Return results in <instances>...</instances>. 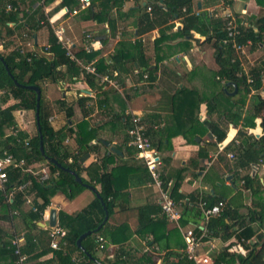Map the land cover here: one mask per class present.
<instances>
[{
	"label": "crops",
	"instance_id": "0c3cea01",
	"mask_svg": "<svg viewBox=\"0 0 264 264\" xmlns=\"http://www.w3.org/2000/svg\"><path fill=\"white\" fill-rule=\"evenodd\" d=\"M61 1L51 0L41 6L39 13L43 12L44 16L41 21L42 26L32 34H30L31 26L25 24V21L29 22V20L27 17L22 18V13L19 12L20 19L17 23L10 22L15 26L13 37L8 38L12 44L10 48L16 46L17 37L22 38L24 33L30 34L36 51L39 52L42 48L49 46L54 36L49 23V18H52L65 27L66 36L73 44L72 50L81 62L94 60L96 69L101 58L111 63L112 54L123 41L124 53L131 44L138 42L140 52L137 59L147 64L132 65L126 62L121 70L100 67L102 71H97L98 74H107L118 86L114 87L110 83L102 84L99 82V77L94 75L95 85L97 88L100 87L98 89L87 83L84 78L86 74L80 67L78 82L70 86L76 89L78 97H87L84 109L77 104L68 91H66L67 99L63 102L60 100L61 96L65 95L62 89L67 86L68 79L60 81L57 86L55 83H48L45 86V99L51 108L48 120L55 130L66 133L62 145L68 152L76 154L81 149V139L78 134L80 123L84 121L85 127L95 129L96 137L87 143V154L81 162L75 164L80 173L73 170L81 179L88 180L90 182L88 185L93 186L95 191L85 185L81 187L71 185V188L67 190L66 188L65 190L49 189L45 195L49 198L50 204L42 212L37 227L31 226L27 218L15 211L11 227L0 221V238L3 236L7 247H13L11 244L13 237L24 235L21 251L27 256L25 264L47 261L46 264H60L55 251L61 247L59 243L66 231L64 224L72 215L98 198L96 192L99 193L100 184L97 179L104 169L111 173L112 186L117 194L112 198L115 207L112 214L107 217L108 223L98 234L104 238V242L103 248L95 245L98 257L96 259L103 264H151L147 260L148 256H151L155 264H183L180 262L183 258L179 255L185 245L183 231L201 221L197 207L191 208V205H197L199 197L207 201L209 195L213 193H227L228 197L234 196L238 189H241L242 177L246 175L259 177L263 182L260 196L264 197V160L259 164H253L242 158L239 159L235 152L239 144L236 138L239 126L231 125L223 116L219 117L216 110L209 111L205 99L197 104L196 93L192 91L198 79L201 78L199 73L214 71L218 67L213 57V40H207L206 35L198 30H193L192 38L179 34L177 31L182 28V22L177 15L171 16L169 13L159 12L149 18L150 22L144 21L145 13H150L148 7L152 6V0H122L121 2L91 0V11L104 17L100 20L85 18L87 8L81 9L75 15H63L61 11L63 7H75L77 2L69 6L62 4ZM159 1L162 3L163 0ZM190 1L191 11L195 14L206 12L208 17L213 15L224 19L230 12L238 23H247L248 19H256L264 14V6L257 0ZM38 4L39 1H36L33 8ZM20 7L27 10L26 5ZM108 19L115 20L114 36L109 29ZM169 25L172 27L167 28ZM205 32L211 33V30ZM33 34L36 35V43L32 37ZM87 34L95 41L94 48L89 53L84 50ZM6 40V38L0 39V46ZM23 40L26 42L25 39ZM257 53H264V45L259 44L255 47L249 45L245 56L250 57ZM241 55L237 57L240 67L244 63ZM250 64L252 67L245 73L247 77H251L252 68L264 64V56L260 66L252 61ZM64 68L63 66L61 69L64 70ZM194 69L197 70L195 76L192 73ZM261 76L262 85L258 89L250 88L249 93L244 95L241 91L236 95V98L241 94L245 97L244 104H239L242 106L240 108L243 114L249 107L252 94H259L264 99V70ZM56 88L58 94L55 91ZM198 91L202 95L207 93L204 86H200ZM2 95H7V99L4 102L0 101V108L15 101L9 91L1 90L0 97ZM168 95H173L171 102ZM100 99L105 100L106 103L101 104ZM69 101H74L70 117H68ZM30 111L31 109H17L13 112L16 128L25 133L23 139H30L37 131L34 110V133L32 134L31 129L27 127ZM131 113L140 117L145 131L149 132L147 135L162 162L163 177L173 182L172 195L174 190L180 196L177 200L175 194L173 195L181 211L178 221H170L161 213L159 191L154 185H149L151 177L144 163L136 157L134 147L128 144L126 130ZM196 115L198 121L195 120ZM205 120L213 122L225 132V137L221 141H217L211 130L204 127ZM260 122L261 118H256L255 126L248 128V132L256 136L261 135ZM102 139L117 147L121 154L110 151L109 147L101 142ZM235 140L238 141L237 144ZM119 144H123V147L119 148L117 146ZM229 152L234 154L232 158L228 157ZM44 163L46 160L34 161L30 165L38 169ZM56 173H51L50 177L42 183L53 187L58 178ZM229 175H232L231 180L226 178ZM213 183L218 186L216 189ZM223 184L224 186H221ZM33 197V194L26 196L22 208L24 213L32 207ZM251 199L250 190L244 189L235 204H250ZM51 207L57 209V227L61 230L54 237L58 248L51 246L52 229L39 225V222L48 218ZM141 209L146 210L141 214L139 212ZM239 209L242 214L247 211L244 206ZM92 217L95 219V214ZM150 219L153 222H150ZM252 226L253 230L259 229L264 233V226L258 227L256 223ZM241 228L242 225L236 224L228 237L220 234L210 236L202 247V251L214 259V264H225L218 263L216 260L222 251L245 253L250 239L238 237ZM3 252L0 246V264H16L15 261L12 262L8 254ZM73 260L75 264H81L82 257L75 253Z\"/></svg>",
	"mask_w": 264,
	"mask_h": 264
},
{
	"label": "trees",
	"instance_id": "16d2710c",
	"mask_svg": "<svg viewBox=\"0 0 264 264\" xmlns=\"http://www.w3.org/2000/svg\"><path fill=\"white\" fill-rule=\"evenodd\" d=\"M36 1L39 0H0V39H7L0 48V90L9 91L11 96L15 99L14 102L0 108V156L2 155V150H7L16 158H24L28 164L34 161L46 160L50 172H57L58 178L54 186L49 187L46 183L37 182L30 174L23 172L18 167H7L5 169L8 180L5 184V189L3 191L0 190V221L7 223L10 227L15 217V211H18L24 218H27L31 226L37 227L42 212L50 204L49 198L45 195L47 190H65V188L67 190L71 188V185H83L82 183H78L72 174L59 169L55 164L51 163L48 158H55L62 166L75 170L79 174L80 172L75 167V164L82 161L83 157L88 152L87 143L96 137L93 127H85L84 121L82 124L80 123L78 134L81 139V149L76 154H71L68 152L67 148L62 145L66 133L55 130L48 120L51 108L44 94V88L48 83H59L64 79H68L67 86L62 89V91L65 92V95L60 98L62 102L67 99L68 92L73 95L74 100L83 109L87 100V97H78L76 89L70 86L79 80L81 73L80 65L77 64L75 60L71 59L66 54L65 50L56 43L54 36L52 37L53 39H51V44L48 47L42 48L38 53L28 51L27 55L31 57L30 61L26 59L25 55L19 53L15 47L10 48L12 44L8 38H12L15 31V26L11 25L10 22H14V24L17 23L20 19V17H18L19 12L22 13V18L27 17V20H29V22L25 21V24L31 26L30 34L35 33L42 26L41 21L44 16L43 12L39 13V11L44 3L46 4L51 0H45L44 3L39 2V4L33 8V4ZM114 1L121 2L122 0ZM257 1L264 6V0ZM76 2L77 0L61 1L62 4L69 6ZM6 4H10L12 9L6 11ZM21 5H26L28 11L21 8ZM159 12L169 13L171 16L177 15V17L181 18L182 28L177 32L182 36H189L192 38L193 30H198V32L206 35L207 40H213L214 60L218 67L214 71L198 74L201 78L198 79L197 85L192 89L194 94L196 93L195 97L197 96L196 103L198 104L205 99L209 111L216 110L219 117L223 116L231 125L239 126L236 135L239 144L235 148L236 156L239 159L242 158L253 164L262 162L264 160V99L261 98L259 94H252L249 107L243 114L240 107L244 104L245 97L241 94V96L236 98V95L241 91H243L245 95L250 92V88L258 89L262 85L261 72L264 70V64L250 70L252 82H247L246 74L240 73V62L234 49L229 43L224 44L222 42L226 37L224 24L227 18L222 19L213 15L208 17L206 12H198L195 14L191 11L190 0H163L162 3L159 0H152L151 11L149 14L145 13L144 21L147 20L150 22L151 19L149 18ZM86 13L85 18H97L99 20L104 18L101 17L100 14L91 11V6L87 8ZM108 26L111 34L114 36L116 30L115 20L108 19ZM170 27H172V25H169L167 28ZM239 29L240 34L237 35L238 42H245L249 39L251 40L252 47L258 46L259 44L264 45V14L256 19H248L247 23H239ZM206 30H211V33L205 32ZM122 44L123 41L119 44L121 46L117 47L112 54L110 58L111 63L107 62L104 58L99 60L100 63H97V71H102L101 69L108 67H110L109 70L112 68L121 70L126 62L132 65L134 63L138 65L147 64L145 61H139L137 59V55L140 52V44H138V42L131 44L129 48L125 50L126 53H124ZM7 49L9 50L7 51ZM4 63L7 64L10 73H8ZM63 66L65 67L64 70L61 69ZM192 73L195 76L197 70H192ZM84 78L91 87L96 89L100 88H97V85H95L94 75L86 74ZM15 81L23 85H37L41 90L39 123L43 135V153H41L39 149L38 131L29 139L28 146H24L22 142L25 133L18 130L17 136L20 139L19 142L16 137L10 133L11 127L16 128V121L13 114L14 110L32 109L35 111L36 106L35 91L26 87L17 86ZM227 81H233L237 84L238 89L234 96H229L223 89L224 83ZM200 86L206 87V94H200L198 91ZM227 90L232 91L233 87L228 86ZM168 98L171 102L173 95H168ZM6 99L7 95H2L0 97V101L2 102L6 101ZM100 101L103 105L106 103L105 100L103 101L100 99ZM73 102L69 101L70 114L68 117L72 114ZM256 118H261L260 126L262 128V134L259 136L248 132V128L255 126ZM195 120L198 121L197 115ZM205 126L211 130L217 141H221L225 137V132L213 122L205 120L204 127ZM145 133L148 134L149 132L146 130ZM117 146L122 148L123 144ZM81 180L85 184H90L88 180L83 178ZM26 181L29 182L25 189L18 191L17 186ZM97 181L100 184L99 194L110 216L115 207L112 198L117 194L112 186V175L110 172L103 169ZM221 186H224V184ZM241 186L237 194L231 197H228L227 193H213L209 195L206 201L208 207L220 200L224 202L227 201L217 216L209 218L207 222L208 233L209 236H218L220 234L228 237L236 224L242 225L238 237L250 239L248 245H246L247 251L245 253H229L227 250L222 251L216 258L217 262H224L225 264H264L262 260L264 233L259 231V229L253 230L252 226L253 223H256L258 227L264 226V197L260 196L263 190V182L260 181L257 175H246L242 177ZM213 187L216 189L218 186L213 183ZM244 189L250 190L251 192L252 199L249 202L250 204L240 203L236 205V199L241 196L242 190ZM11 190L14 191V195L11 198H7V193ZM173 193L178 200L180 196L176 191L174 192V190ZM30 194L34 196L32 199V207L24 213L22 211L23 204L26 200V196ZM241 206L246 208L247 211L245 214L240 212L239 208ZM195 207H197V213L200 217L201 211L198 205H191V208ZM145 210L141 209L139 212L142 214ZM94 211H96V213H94ZM94 214L95 219L92 217ZM104 215L105 212L100 199L95 198L93 203L88 204L80 212L70 217L68 222L64 224L66 231L59 243L61 247L55 251L60 264H75L73 260V255L75 253L82 257L81 264H97L96 261L90 259L84 251L79 248L76 241L81 233L89 229L94 230V232L87 235L81 243L87 252L93 257L98 258L95 250V245L97 244L95 236H97L108 223L107 221L102 222ZM150 222H153V220L150 219ZM99 225H101L100 228L95 230ZM0 246L4 250L3 253L8 254L12 262H14L17 256L13 252V247H7L3 240V236L0 238ZM147 260L151 264H155L151 256H148ZM180 262H183V264H191L190 261L184 259ZM46 263H48V261L34 264Z\"/></svg>",
	"mask_w": 264,
	"mask_h": 264
},
{
	"label": "built area",
	"instance_id": "2783aa9c",
	"mask_svg": "<svg viewBox=\"0 0 264 264\" xmlns=\"http://www.w3.org/2000/svg\"><path fill=\"white\" fill-rule=\"evenodd\" d=\"M45 0H39L40 3H44ZM91 4V0H77V5L72 8L63 7L61 9L63 15H75L81 9L88 8ZM6 11L11 10L12 6L10 4H6ZM148 10L151 11V7H148ZM198 13V12H197ZM227 22L225 24L226 29V37L223 39L224 44H230V46L234 49L237 54V57L240 54H245L248 50L249 45H251V40L247 39L245 42H238L237 35L240 34L239 23L235 19L232 13L226 14ZM49 23L53 32V35L56 39V43H58L66 52V54L73 60L79 63L81 70L85 74H92L99 77V82L110 83L114 87H117L118 84L114 81H111L107 74L99 75L97 69L95 67V61L89 60L86 62H81L80 59L74 54L72 50V41L68 39L66 36L65 27L62 23L57 22L55 19L49 18ZM25 39L26 42L23 40ZM17 44L15 49L26 56L28 61L31 60V57L27 55L28 51L38 53L33 43L31 41V37L29 33H24L22 38L17 37ZM85 47L84 50L86 52H91L94 48V40L93 37L87 34L85 36ZM48 47V46H46ZM247 82H252V77H247ZM1 91V90H0ZM52 118H50L51 120ZM127 135H128V144L134 147L136 151V157L140 159L150 177L151 181L149 185H154L157 187L159 191V205L161 209V213L170 221H178L181 217V211L179 206L177 205L175 199L172 195V187L173 182L169 179H165L162 174L161 165L162 162L160 160V156L158 151L153 147L148 135L145 133L144 126L141 123V119L138 115L131 113L129 126L127 127ZM10 133L16 137L19 142L20 139L17 136L18 129L10 128ZM24 146L29 145V139L25 138L22 140ZM236 144L237 140L234 141ZM228 157L232 158L234 154L229 152ZM7 167H18L23 172L30 174L34 179L43 182L47 180L51 172L49 170L47 161L42 164L38 169H35L32 165L26 163L24 158H16L12 153L7 150H2V155L0 156V190L3 191L5 189V184L8 180L6 168ZM58 173H56L57 175ZM29 181L22 182L17 186V190L24 189ZM14 195V191L11 190L7 193V198H11ZM197 205L201 211V221L195 226L188 227L183 231V239L185 242L184 248L180 250V257L186 259L191 262V264H214V259L208 253L202 251V247L208 238H210L207 222L209 218L213 216H217L222 208L225 205L223 200L218 201L212 206L208 207L207 202L201 197L197 200ZM46 217V216H44ZM61 230L56 226L52 228L50 235L52 237L51 246L53 248H58V243L55 241L54 237L59 234ZM24 240V235H15L11 240V244L13 245V252L16 254V264H25L27 262V256L21 251V243ZM104 238L101 235L96 236V243L99 248H103Z\"/></svg>",
	"mask_w": 264,
	"mask_h": 264
},
{
	"label": "water",
	"instance_id": "95a60500",
	"mask_svg": "<svg viewBox=\"0 0 264 264\" xmlns=\"http://www.w3.org/2000/svg\"><path fill=\"white\" fill-rule=\"evenodd\" d=\"M33 39H34V42L36 43V35L33 34ZM5 64V63H4ZM5 67L9 72L8 70V66L7 64H5ZM16 85L17 86H22V87H26L30 90H33L35 91L36 93V106H35V121H36V124H37V131L39 132V149L41 151V153H43V135L41 133V126H40V123H39V104H40V96H41V90L40 88L37 86V85H23V84H20L18 82H16ZM228 86H232L233 87V90L232 91H228L227 90V87ZM224 91L229 95V96H233L236 94L237 92V84L233 81H227L224 83ZM102 143H104V145H106L107 147H109L110 151L114 152V153H118V154H121V151L115 147L114 145H110V142L102 139L101 140ZM48 160L55 164L59 169L61 170H64V171H67L69 172L70 174H72L75 178V180L79 183H82L83 185H85L86 187L90 188L91 190L95 191L94 187L91 186V185H88V184H85L82 182L80 176L73 170L69 169V168H66L64 166L61 165V163H59L55 158H48ZM227 179H232V175H229L226 177ZM96 196L100 199L102 205H103V208H104V212H105V215H104V219L102 222L106 221L107 220V217H108V212H107V209H106V206L104 205V202L103 200L101 199V196L98 192H96ZM39 225L42 226V227H46V228H55L57 226V209L55 207H51L48 211V218L45 219L44 221L42 222H39ZM101 225H99L95 230H97L98 228H100ZM94 232V230H86L85 232L81 233L77 239V245L84 251V253L92 260L96 261L98 264H103L102 262L98 261L96 258H94L89 252H87L85 250V248L82 246L81 244V241L83 238H85L87 235H90ZM262 260L264 262V249H263V254H262Z\"/></svg>",
	"mask_w": 264,
	"mask_h": 264
},
{
	"label": "rangeland",
	"instance_id": "374dc122",
	"mask_svg": "<svg viewBox=\"0 0 264 264\" xmlns=\"http://www.w3.org/2000/svg\"><path fill=\"white\" fill-rule=\"evenodd\" d=\"M2 42V41H1ZM1 47V46H0ZM9 49H7L8 51ZM247 54V51L245 54H242L241 55V58L243 59V65L241 66L243 69H241V73H246V71L248 72L249 68L252 67V64H250V61L256 63V65H259L260 66V63L262 61V57L264 56V53H260V54H255V55H252L250 57H246L245 55ZM214 57V55H213ZM215 61V60H214ZM245 69V71H244ZM208 73V72H207ZM55 85H59V83H55ZM55 86V87H56ZM206 88V87H205ZM56 93L58 94V91H57V88H56ZM54 91V92H55ZM33 110L31 109L30 111V114L28 115V123H27V127L28 129L30 130L31 129V132L32 134L34 133V122H33ZM75 187H81L80 185H75Z\"/></svg>",
	"mask_w": 264,
	"mask_h": 264
}]
</instances>
